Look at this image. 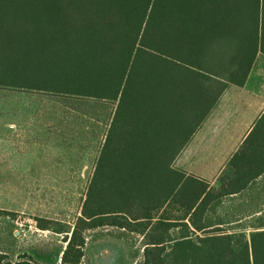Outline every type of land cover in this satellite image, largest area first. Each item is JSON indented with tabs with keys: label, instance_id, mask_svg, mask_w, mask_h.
I'll return each instance as SVG.
<instances>
[{
	"label": "trees",
	"instance_id": "obj_1",
	"mask_svg": "<svg viewBox=\"0 0 264 264\" xmlns=\"http://www.w3.org/2000/svg\"><path fill=\"white\" fill-rule=\"evenodd\" d=\"M259 53L264 0H0V86L118 101L74 225L38 219L60 264L106 225L142 235L138 264H264V113L217 187L175 165Z\"/></svg>",
	"mask_w": 264,
	"mask_h": 264
},
{
	"label": "rangeland",
	"instance_id": "obj_2",
	"mask_svg": "<svg viewBox=\"0 0 264 264\" xmlns=\"http://www.w3.org/2000/svg\"><path fill=\"white\" fill-rule=\"evenodd\" d=\"M117 103L0 86V252L12 264L61 263L64 235L38 219L74 225ZM88 233L83 264L143 258L137 232L106 225Z\"/></svg>",
	"mask_w": 264,
	"mask_h": 264
},
{
	"label": "crops",
	"instance_id": "obj_3",
	"mask_svg": "<svg viewBox=\"0 0 264 264\" xmlns=\"http://www.w3.org/2000/svg\"><path fill=\"white\" fill-rule=\"evenodd\" d=\"M264 113V54L259 53L243 86L230 84L177 157L187 173L218 185L229 161ZM217 182V184H216ZM258 205L264 206V174L252 186Z\"/></svg>",
	"mask_w": 264,
	"mask_h": 264
}]
</instances>
